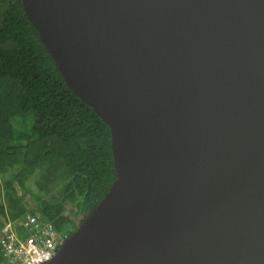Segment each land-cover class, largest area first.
Returning a JSON list of instances; mask_svg holds the SVG:
<instances>
[{
	"label": "water",
	"instance_id": "water-1",
	"mask_svg": "<svg viewBox=\"0 0 264 264\" xmlns=\"http://www.w3.org/2000/svg\"><path fill=\"white\" fill-rule=\"evenodd\" d=\"M22 4L116 172L40 264H264V0Z\"/></svg>",
	"mask_w": 264,
	"mask_h": 264
},
{
	"label": "trees",
	"instance_id": "trees-1",
	"mask_svg": "<svg viewBox=\"0 0 264 264\" xmlns=\"http://www.w3.org/2000/svg\"><path fill=\"white\" fill-rule=\"evenodd\" d=\"M34 173L44 192L26 184ZM115 178L108 124L68 87L22 0H0V226L31 212L69 235Z\"/></svg>",
	"mask_w": 264,
	"mask_h": 264
},
{
	"label": "built area",
	"instance_id": "built-area-1",
	"mask_svg": "<svg viewBox=\"0 0 264 264\" xmlns=\"http://www.w3.org/2000/svg\"><path fill=\"white\" fill-rule=\"evenodd\" d=\"M66 236L40 215L27 212L21 222L7 220L0 226V252L8 264H40L56 254Z\"/></svg>",
	"mask_w": 264,
	"mask_h": 264
},
{
	"label": "rangeland",
	"instance_id": "rangeland-1",
	"mask_svg": "<svg viewBox=\"0 0 264 264\" xmlns=\"http://www.w3.org/2000/svg\"><path fill=\"white\" fill-rule=\"evenodd\" d=\"M38 174H39V176H41V173L40 172H38ZM41 177H37V174L36 173H34V174H32L27 180H26V184L28 185V187L29 188H33V189H38V187H41V189L43 190V192H44V190H46V188H44L43 189V187L44 186H39V184H43V185H45V186H47V185H50L46 180H44V179H40ZM58 179H59V176L57 177V179H56V182H55V188L58 190V189H60L62 186H58V184H59V181H58ZM54 187V186H53ZM40 194H41V192H39ZM32 207H34V208H36L37 207V204H35L34 203V200L32 201L31 200V205H30V208H32ZM80 219V217H77L76 219H75V221L77 222L78 220Z\"/></svg>",
	"mask_w": 264,
	"mask_h": 264
}]
</instances>
